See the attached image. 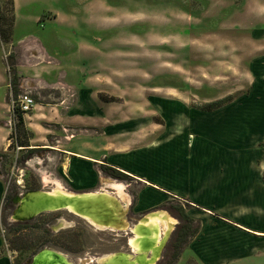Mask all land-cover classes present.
<instances>
[{"label": "rangeland", "instance_id": "374dc122", "mask_svg": "<svg viewBox=\"0 0 264 264\" xmlns=\"http://www.w3.org/2000/svg\"><path fill=\"white\" fill-rule=\"evenodd\" d=\"M2 3L6 6L7 0H0ZM72 6L75 9L71 15L74 20L70 21L72 25L67 29L52 28L50 23H46L44 32H41L40 25L23 22L26 15H44L55 10L66 14ZM17 7L18 15L23 17L17 26V37L43 33L50 40L48 45L52 51L58 49L54 37L61 39L65 34L67 43L61 44L65 51L60 48L59 52L61 56L67 54L71 57L79 54L77 42L86 40L89 50L82 54L85 69L91 71L96 68L100 74L91 75L90 88L100 91L104 100L113 99L114 102L106 103L97 98L99 111H93L87 126L71 119L64 122L56 116L65 113V109L75 103L73 97L61 111L50 105L44 109V116L36 125L37 132L32 133L33 138L29 141V149H35L33 153L26 154L17 146L11 150L0 149V153L7 155L0 158V251L3 256L0 264H26L44 248L62 254L71 264H96L92 261L98 262L109 254L130 253L127 243L132 235L97 230L64 211L41 215L39 230L18 231L26 240L34 234L43 237L44 242L32 252H13L9 240L15 239L13 237L17 234L12 230L19 223L12 221L16 204L12 199L16 200L27 190L26 187L34 190L59 187L70 192L74 190L76 192L73 193L83 197L104 194L108 200L118 195L113 186L115 179L101 171V164L106 160L113 167L131 173L128 166L115 161L125 163L132 152L142 151V158L139 154L135 163L139 169L149 163L144 158L146 150L160 149L172 142L176 145L184 128L192 125L205 135H209V130L215 131L210 125L219 124L215 123L220 122L219 117L196 110L195 106L229 97L232 103L225 108L229 119L234 118L233 113L243 109L249 114V124L263 116L264 0H17ZM96 25L101 27L95 29ZM94 37H99L100 41ZM10 52L9 46H4V51L0 46L2 67L8 59H3V56L8 57ZM9 119L10 115L6 121L9 134L4 142L10 145L12 140L8 138L17 119L14 116L10 125ZM114 120L116 124L120 123V134L109 129ZM81 145L94 151L95 159L100 163L65 152L79 150ZM196 145L198 147L194 146L192 152L199 149ZM257 145H260L258 141L251 144L253 154ZM156 154L158 150L154 152ZM108 156H111L110 160ZM154 161L148 165L152 169ZM85 163H89L88 171ZM132 175L139 176L137 173ZM80 176L83 184L74 181L78 178L79 182ZM134 177L117 183L123 184L127 199L126 204L122 203L127 205V224L131 228L136 227L142 218L158 212H166L175 220L161 248L162 259L160 257L156 263L165 264L172 253L170 239L173 229L180 221L176 217H179V207L185 212L194 207L182 199H175L172 204L160 203L154 194H147L143 196L147 202L158 204L138 212L135 205L146 184ZM7 188L9 192H16L6 204ZM81 192H93L95 195ZM191 219L194 221L191 229L199 227L200 232V218ZM194 238L191 237L173 264H201L195 252L188 247ZM202 240L205 242L207 238ZM250 249L249 255L228 264H264V244L255 247L251 244Z\"/></svg>", "mask_w": 264, "mask_h": 264}, {"label": "crops", "instance_id": "0c3cea01", "mask_svg": "<svg viewBox=\"0 0 264 264\" xmlns=\"http://www.w3.org/2000/svg\"><path fill=\"white\" fill-rule=\"evenodd\" d=\"M13 2L12 40L7 45L10 47L9 56L12 55V58L9 62V56L4 55L3 59L8 58L3 60L5 67L0 63L1 150H6L9 146V143L4 142L9 134L6 121L8 115L9 125L14 121L11 103L20 94L29 93L34 99L37 98L34 109L23 118L26 128L33 134L37 132L36 125L44 116V109L47 110L52 105V108L56 107L61 111L65 105H69L71 97L76 100L75 103L67 107L65 113L56 116L64 122L71 119L77 124L89 125L93 111H99L96 100L98 95L102 94L89 85L91 75L95 77L100 74L96 68L91 71L85 69V58L82 54L89 50L88 42L78 41L79 54L71 57L67 54L61 56L59 52L60 48L62 49L61 44L67 43L65 34L61 39L54 37L58 49L52 51L48 45L50 40L48 41L43 33H28L17 37V26L23 17L18 15L17 0ZM85 8H88V5H85ZM74 10L72 6L66 14L55 10L44 15H26L23 22H29L33 26L40 25L41 32H44L46 23H50L52 28L67 29L72 25L70 21L74 20L71 16ZM100 27L101 25H96L95 29ZM94 39L100 41L99 37ZM0 46L4 51L1 41ZM12 69L14 70L11 71ZM15 75L16 80L13 83ZM226 106L209 113L215 114L220 121L215 122L219 124L210 125L215 131L209 130V135L199 133L190 125L181 131L176 145L172 142L160 149L146 150L144 158L149 160V163L141 165L139 169L135 167V163L139 154L142 158V151L134 154L132 152L127 163L115 161L128 166L131 173L122 172L130 178L134 177L132 174L137 173L139 176L134 178L146 184L140 200L135 205L136 211H145L158 204L147 202L144 199L147 194H154L160 203L172 204L173 200L182 199L194 207L193 210L186 211V214L191 218L199 217L202 227L188 247L195 252L201 264L234 263L251 253V244L254 247L264 244V135L261 134L264 132V116L251 122L256 129L252 130L247 110L245 113L244 109L233 113L234 118L229 119L225 111ZM110 124L112 125L109 129L113 133H121L120 123L116 124L114 120ZM253 141L260 143L253 151L254 154L250 150ZM196 144L199 149L192 152L194 146L198 147ZM168 145L167 150L162 151ZM156 150L158 154L154 155ZM65 152L76 158L100 163L95 159L96 153L84 145H81L79 150ZM107 158L110 160L111 156ZM153 160L155 161L152 169L148 165ZM85 164L88 171L89 163ZM79 178V182L78 178L74 181L83 184L82 177ZM203 238L207 240L204 242Z\"/></svg>", "mask_w": 264, "mask_h": 264}, {"label": "bare ground", "instance_id": "6f19581e", "mask_svg": "<svg viewBox=\"0 0 264 264\" xmlns=\"http://www.w3.org/2000/svg\"><path fill=\"white\" fill-rule=\"evenodd\" d=\"M118 198L105 199L104 194L96 196L79 194L55 187L50 199L31 200L28 210H39L42 208H57L66 206L77 213L89 218L98 228H122L127 225L125 219L127 199L121 184H113ZM106 193V192H105ZM107 192L106 194H108ZM95 195V194H94ZM107 198V197H106ZM74 201V202H71ZM29 214L17 212L15 219L21 220ZM175 220L165 212H158L147 215L134 227V237L130 243L138 250V254L133 258L129 255L114 253L105 257L102 264H153L161 257L163 244L167 241V235L172 230ZM163 234V236H162ZM167 237V238H166ZM166 238V240H164ZM165 245V244H164ZM151 252V257L147 254ZM156 262V263H157ZM34 264H71L65 256L55 250L44 249L36 258Z\"/></svg>", "mask_w": 264, "mask_h": 264}, {"label": "trees", "instance_id": "16d2710c", "mask_svg": "<svg viewBox=\"0 0 264 264\" xmlns=\"http://www.w3.org/2000/svg\"><path fill=\"white\" fill-rule=\"evenodd\" d=\"M13 12H14L13 0H7L6 6L4 3L0 4V41L2 42L4 46H7L8 44H10L12 40ZM11 58H12V55L9 56V62ZM15 80H16V75H15V79L13 80V83L15 82ZM103 97H104L103 94L98 95V98L102 102H106V103L114 102L113 99H111L110 101H106L103 99ZM231 102H232V98L226 97L222 100L212 101L210 103H207L206 105H201L200 107L195 106V108L202 112L211 113V112H214L230 104ZM14 112H15V119H17V124L14 126L13 133L8 138L9 140H12L11 141L12 143H10V145L8 146V150H11L13 149V147L17 146L20 148V151H26V154L33 153L35 149H29V147L31 146L29 145V141L33 138V134L31 131L26 129V127L24 126V121H23V115L27 113H21L17 109H15ZM254 129L255 128L252 127V130ZM6 157L7 155L5 153H0V158H6ZM101 171L102 173L109 175L111 178H114L115 180L126 181L130 179V177L126 175L124 172L110 165L107 162V160L103 164H101ZM26 189L27 191H34L35 188L26 187ZM6 191L7 192L4 197V202H6L7 204L9 200L11 199L12 195L16 191L13 190L9 192L8 188ZM178 210L182 217L183 224L181 225L180 231L178 232V234L177 235L173 234L174 235L172 236L173 239L171 238L170 245H171L172 253H171L170 258L167 259V262L165 264L175 263V261L179 258L182 252V249L184 248V246H186V244L191 239V237H195L198 234L199 227H195L194 229L193 228L191 229V226L193 225L194 221L186 214V212L183 209L179 207ZM40 218H41V215L35 217L34 219H32L31 221L27 223H19L15 225V228H13L12 231H14L13 233H16L17 235L13 237L15 239L9 240V242L11 243V247H10L11 251L20 252L21 254L24 252L28 253V252L35 251V249H37L43 244L42 243L44 242L42 241L43 237L31 234L28 237L29 239L26 240L20 237L19 235L20 233L18 234V231L22 232L28 229L30 230L41 229L39 227ZM42 232H44L45 234H48V232L46 231H42ZM16 241H19L21 245H19ZM14 242L16 243L14 244ZM1 253L2 252L0 251V259L3 257ZM163 258H164V255H163Z\"/></svg>", "mask_w": 264, "mask_h": 264}, {"label": "water", "instance_id": "95a60500", "mask_svg": "<svg viewBox=\"0 0 264 264\" xmlns=\"http://www.w3.org/2000/svg\"><path fill=\"white\" fill-rule=\"evenodd\" d=\"M114 181H118V180H114ZM55 189V187L53 188V190ZM53 190H34V191H26L24 193H22L15 201L17 208L15 209L14 213H13V220H17L15 219L17 212H23L24 214H29L27 217H25L24 219L21 220H31L32 218H35L36 216H38L41 213H45V212H57V211H64L68 214H71L74 217L80 218L83 221H85L89 226H91L92 228L96 227L97 230H102V231H110V232H118V233H123V232H127L128 234L132 235L134 237L135 233L133 231L134 227L131 228L129 223L127 225H125L122 228H111L110 226H106L105 228H98L97 226H95L90 220L89 218H86L85 216L81 215L80 213L75 212L72 209H69L66 206H61V207H57V208H42L39 210H28L27 207L29 206V203L31 200H35V199H50L52 196V191ZM71 192H76V191H71ZM99 192H103V191H99ZM78 193V192H77ZM84 194H94L93 192H81ZM112 195L116 196L115 193H112ZM96 196V195H95ZM118 198V196H117ZM74 202V201H71ZM123 203V201H122ZM136 226V225H135ZM163 236V234H162ZM129 249H130V253H120L123 255H129L130 258H133L135 255L138 254V250L133 246L132 243H130V241L127 243ZM45 249V248H44ZM42 249L40 252L34 254L29 262V264H34L35 262V258L44 250ZM111 255V254H109ZM149 257H151V252L149 251L147 254ZM108 256V255H107ZM104 258H101L98 260V262H96L95 260H93L92 262H95L96 264H102L104 262ZM157 261H155L153 264H156Z\"/></svg>", "mask_w": 264, "mask_h": 264}, {"label": "built area", "instance_id": "2783aa9c", "mask_svg": "<svg viewBox=\"0 0 264 264\" xmlns=\"http://www.w3.org/2000/svg\"><path fill=\"white\" fill-rule=\"evenodd\" d=\"M35 105V99L29 93H22L12 101V113L15 115V109H17L21 113H29Z\"/></svg>", "mask_w": 264, "mask_h": 264}, {"label": "flooded vegetation", "instance_id": "af4514ba", "mask_svg": "<svg viewBox=\"0 0 264 264\" xmlns=\"http://www.w3.org/2000/svg\"><path fill=\"white\" fill-rule=\"evenodd\" d=\"M26 191H27V190H26ZM26 191H24V192H26ZM15 201H16V200H14V198H13V199H12V202L15 203ZM14 207H15V209H16V208H17V205L14 204ZM15 209H14V211H15ZM45 213H49V212H45ZM45 213H41V214H39V215H43V214H45ZM178 214H179V217H178L177 215H176V217H177V219L180 220V221H179V222L177 221V223H176V225H175L176 227L173 229V232H174V233L172 232V234H174V235H175V234H176V235L178 234V232L180 231V227H181V215H180V212H178ZM39 215H38V216H39ZM36 217H37V216H36ZM32 219H34V218H32ZM32 219H31V220H32ZM31 220H13V219H12V221L15 222V223H27V222H29V221H31ZM172 234H171V235H172ZM174 235H172V236H174ZM171 238H172V237H171ZM172 239H173V238H172ZM170 241H171V239H170ZM41 250H42V249H41ZM41 250H39L38 252H40ZM38 252H37V253H38ZM164 252H165V250L163 251V253H164ZM162 256H163V254H162ZM31 258H32V257H31ZM161 259H162V257H161ZM161 259H160V260H161ZM30 260H31V259H30ZM30 260H29L26 264H29ZM158 262H159V261H158Z\"/></svg>", "mask_w": 264, "mask_h": 264}]
</instances>
